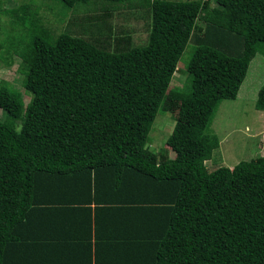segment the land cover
<instances>
[{
    "label": "trees",
    "instance_id": "trees-1",
    "mask_svg": "<svg viewBox=\"0 0 264 264\" xmlns=\"http://www.w3.org/2000/svg\"><path fill=\"white\" fill-rule=\"evenodd\" d=\"M50 1L148 10V35L110 52L31 27L15 49L29 99L0 86V264L26 260L31 243L66 241L36 235L43 227L73 228L90 254L92 225L93 245L109 250L103 264H264V150L209 172L217 138L180 121L165 139L172 158L146 147L185 50L175 101L212 115L235 99L251 59L264 57V0H213L217 10L202 0ZM253 106L264 112V85Z\"/></svg>",
    "mask_w": 264,
    "mask_h": 264
},
{
    "label": "rangeland",
    "instance_id": "rangeland-1",
    "mask_svg": "<svg viewBox=\"0 0 264 264\" xmlns=\"http://www.w3.org/2000/svg\"><path fill=\"white\" fill-rule=\"evenodd\" d=\"M202 1H207L209 10H217L213 0ZM149 14L148 10L112 8L96 2L66 10L50 0H0V86L19 93L23 104L27 103L29 96L22 89L23 64L15 49L21 48L31 27L52 39L65 33L114 52L145 43ZM194 29L201 30V23L196 21ZM187 58L185 50L168 86L169 95L150 126L146 147L157 154L160 150V154L169 153L165 139L173 124L180 121L201 130L207 128L217 138V148L203 159L209 172L260 157L264 150V112L253 105L257 90L264 85V57L256 54L251 59L235 99L221 101L212 115L206 108L190 107L171 97L182 87ZM5 116L0 109V119Z\"/></svg>",
    "mask_w": 264,
    "mask_h": 264
},
{
    "label": "crops",
    "instance_id": "crops-1",
    "mask_svg": "<svg viewBox=\"0 0 264 264\" xmlns=\"http://www.w3.org/2000/svg\"><path fill=\"white\" fill-rule=\"evenodd\" d=\"M166 156L168 158L173 157L172 153L170 152L167 153ZM92 226L90 227L91 233L89 240L90 254H87V251L85 250L86 248L84 246L87 244L88 241V237H86V235V239L81 238L75 233V231L72 230L73 228L68 227H43L39 228V231L42 233L38 232L36 233V235L51 237L50 240L59 236L62 238H66V241H47L44 243H31L33 247L30 248L28 252L29 257L26 260H21V262L16 264H93L95 253L97 255L98 264H103L104 261H99V258H104V254L107 255L109 253V250L103 251L102 249L98 248L99 245L97 247L93 245L94 240ZM117 229L105 228L104 232L116 231ZM109 234L110 233H104L103 235L107 236ZM124 238L125 236L123 233L122 236L120 235V238L118 240L123 243ZM37 244H42L45 246L39 247L37 246Z\"/></svg>",
    "mask_w": 264,
    "mask_h": 264
}]
</instances>
